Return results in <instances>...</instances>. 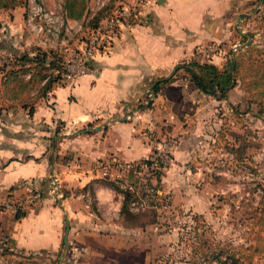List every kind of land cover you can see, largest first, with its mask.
Listing matches in <instances>:
<instances>
[{
	"label": "crops",
	"instance_id": "crops-1",
	"mask_svg": "<svg viewBox=\"0 0 264 264\" xmlns=\"http://www.w3.org/2000/svg\"><path fill=\"white\" fill-rule=\"evenodd\" d=\"M251 3L151 1L138 24L88 60L87 73L73 83H55L46 96L37 98L33 114L18 104L9 107L14 102L0 97L6 105L0 110V200L22 194L25 186L43 193L40 204L24 216L0 213V227L12 244L0 264H145L136 258L135 241H107L102 232L122 228L124 201L106 182L112 178L104 177L108 173L102 166L144 161L151 147L146 128L163 136L164 125L173 126L174 133L183 135L176 154L180 158L188 149L208 145L216 113L204 107L206 94L192 88L189 77L176 80L183 69L162 84L152 107L140 105L146 104L154 83L182 62L197 60L224 68L239 46L232 21ZM11 12L14 18L0 28V51L16 55L28 37L24 11ZM34 41L30 34L28 51ZM213 45H218L214 52L208 49ZM88 128L94 129L69 136ZM54 175L62 201L51 191ZM66 215L71 223L68 250L63 240Z\"/></svg>",
	"mask_w": 264,
	"mask_h": 264
},
{
	"label": "rangeland",
	"instance_id": "rangeland-1",
	"mask_svg": "<svg viewBox=\"0 0 264 264\" xmlns=\"http://www.w3.org/2000/svg\"><path fill=\"white\" fill-rule=\"evenodd\" d=\"M72 1L0 0V28L14 18L12 10L24 11L28 38L16 55H23L30 46V16H34L35 23L44 24L51 17L56 21L54 25L62 24L55 47L42 45L36 38L33 43L59 55L63 66L77 63L74 51L87 43L92 32L89 23L100 11L104 17L113 8L134 4H141L145 11L156 0H74V10H83L80 19L68 17L67 5ZM251 5L241 10L240 19L235 17L231 25L239 41L232 40L239 45L232 52L241 58L234 77L236 85L226 97L206 94L203 101L217 118L216 125L210 124L208 145L196 151L188 149L180 158L176 154L183 135L174 133L173 126L164 125L163 136L146 128L151 147L145 160L156 158L159 149H166L165 160L158 164L153 160L151 165L145 160L116 162L114 166L108 163V174H103L112 178L108 181L114 182L123 197L124 192H130L132 215L122 216V228L102 232L107 241H135L136 258L145 264H264V0H252ZM69 20L75 24L65 33ZM14 57L0 51V66L9 65ZM231 58L233 55L228 60ZM31 67L25 79L32 73L37 78H53L57 73L48 63ZM2 76L0 69V84ZM186 77L187 72L182 70L176 80ZM57 83L62 84L60 80ZM151 102L153 105L154 99ZM157 171H161L160 181ZM148 182L157 185L156 195L145 193ZM62 196L60 192L57 198Z\"/></svg>",
	"mask_w": 264,
	"mask_h": 264
},
{
	"label": "trees",
	"instance_id": "trees-1",
	"mask_svg": "<svg viewBox=\"0 0 264 264\" xmlns=\"http://www.w3.org/2000/svg\"><path fill=\"white\" fill-rule=\"evenodd\" d=\"M74 1V0H73ZM68 3L67 8L68 17L73 19H80L83 16V10H74V3ZM84 1V0H82ZM75 2V1H74ZM115 10V8H113ZM108 12L104 17H101L102 11L95 15L93 20L89 23L90 29L93 30L97 28L100 23L112 14ZM250 47V45H248ZM32 52V53H31ZM232 56V55H231ZM234 57V56H233ZM9 65L0 66L3 76L0 84V97L2 95L7 96L13 104H9V107H13L14 104L21 105L27 108L30 114L35 111L36 99L46 96L47 92L52 89L53 85L60 80L65 69L61 64V57L57 54H52V51H45L39 47H32L30 51H27L23 55H15L11 58ZM241 58L236 55L234 58L227 60L224 68H219L217 65L210 62H200L197 60L185 61L176 66V72L183 69L189 75V82L191 86L200 90L204 94H210L218 97H226L228 91L236 85L234 80L235 73L238 72L240 67ZM29 63L31 65H29ZM48 63L51 68L55 69L56 76L49 78L45 75L43 77L37 78L35 73H32L29 79L24 78V74L30 71L32 64ZM30 66V69H28ZM33 70V69H32ZM31 70V72H32ZM264 78V74L262 76ZM174 77L169 79H160L156 81L152 87V92L157 94L161 90V86L164 83L170 82ZM32 92H36L32 95ZM152 102L150 101L147 105L141 104L140 108L151 107ZM6 108V105L0 103V110ZM56 159H61L59 155ZM159 161L160 158H157ZM148 165L153 162V157L145 160ZM158 180H161V171L156 172ZM158 181V182H159ZM114 189L119 190V188L114 184L113 181H106ZM157 185H153L152 182L146 183V194L147 196L157 194ZM148 191L150 193H148ZM124 192V191H123ZM144 193V192H143ZM158 197V196H157ZM131 195L130 192H124V201L121 209V215L131 216L130 211ZM26 213H18L16 217L24 216ZM235 258V257H234ZM237 262H241L239 259Z\"/></svg>",
	"mask_w": 264,
	"mask_h": 264
},
{
	"label": "built area",
	"instance_id": "built-area-1",
	"mask_svg": "<svg viewBox=\"0 0 264 264\" xmlns=\"http://www.w3.org/2000/svg\"><path fill=\"white\" fill-rule=\"evenodd\" d=\"M140 6L141 4H134L132 6L123 5L121 7H116L111 15L105 18L97 28L93 29L87 43L83 45L85 47L81 45L78 51H74V56L77 63H66V65H63L65 71L61 76V83H73L80 75L87 73V65L90 58H92L98 52H105L121 38V34L124 30L130 29L134 25L138 24L140 15L142 13ZM50 18L51 17H49L43 24L35 23L34 16H30L27 20V24L29 26L30 32H32L31 34L35 36V42L37 39L40 40L42 45L55 47V45L58 43V35L61 32V29L59 30L58 27L62 26V24L56 26L54 25L56 21ZM68 32H70V27L67 25L65 26V33ZM64 42L65 40H63L62 43ZM217 46L218 45H213L208 49L214 52L217 49ZM154 95L155 94L152 92V90L148 92L149 99H153ZM165 146H167V143H165ZM165 150L166 149H159L156 158H160L161 161H164V157L166 155L165 152H168ZM156 158L153 157V160L156 161L155 164H158L159 160ZM109 167L110 165H105V172H107ZM25 189L26 190H24L22 194H11L7 199L0 200V213H9L16 216L18 213H27L28 211L37 207L43 199L42 191L31 186H25ZM51 191L57 196L60 195L58 179L55 175L52 179ZM11 250V238L0 227V259L7 255Z\"/></svg>",
	"mask_w": 264,
	"mask_h": 264
},
{
	"label": "water",
	"instance_id": "water-1",
	"mask_svg": "<svg viewBox=\"0 0 264 264\" xmlns=\"http://www.w3.org/2000/svg\"><path fill=\"white\" fill-rule=\"evenodd\" d=\"M241 32L242 33H245L243 31H241ZM249 42L250 41H248V43ZM175 71L176 70H174L169 76L164 77V79L166 80V79L171 78L174 75ZM126 119L127 118L125 117L124 119H119V120H126ZM99 128L101 129L102 127H99ZM93 129L94 128H88V129H84V130H79V131L74 132L73 134L76 135V134H79V133L91 131ZM59 199L62 201V198H59ZM70 229H71L70 219H69L68 215H66V229H65L64 239H63L64 240V244H65V250H68L69 249V246H70V244H69V238H68Z\"/></svg>",
	"mask_w": 264,
	"mask_h": 264
}]
</instances>
